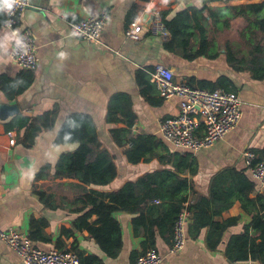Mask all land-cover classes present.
<instances>
[{
	"label": "crops",
	"instance_id": "crops-1",
	"mask_svg": "<svg viewBox=\"0 0 264 264\" xmlns=\"http://www.w3.org/2000/svg\"><path fill=\"white\" fill-rule=\"evenodd\" d=\"M153 11L161 12L165 24L191 30L184 37L187 49L179 43L171 48L169 27L167 37L148 32L141 40L127 38L137 19L150 26ZM102 12L109 19L98 42L71 33L73 17ZM185 15L189 17L181 19ZM262 16L264 0H29L19 25L32 31L40 58L38 68L29 71L12 60L14 35L0 8V229L29 236L31 220H45L47 240L38 248L59 250L63 244L59 251H68L76 246L103 264H136L149 249L161 253L164 264H244L226 253L234 238L245 235L259 211L257 199L264 195L246 157L251 153L256 162L264 160V77L256 79L250 64L264 55L259 52L264 46ZM159 65L171 69L175 81L196 88L201 81L215 84L226 78L242 101L238 126L209 149H175L160 125L180 112L181 100L164 98L153 83ZM72 115L88 116L101 144L93 147L88 161L101 150L113 158L117 175L110 184L90 186L55 177L61 157L79 146L57 143ZM24 119L36 127L48 125L33 143L32 129L6 130ZM138 136L153 141V150L133 163L127 152ZM149 176L156 182L136 191L146 200L141 201L143 214L114 213L122 231L116 257L108 256L88 229L74 228L82 215L79 198L86 191L112 193ZM180 196L186 198L182 212L190 214L187 242L182 251L170 254L175 223L170 211ZM97 220L93 215L89 222L97 227ZM0 264H23L1 240Z\"/></svg>",
	"mask_w": 264,
	"mask_h": 264
},
{
	"label": "built area",
	"instance_id": "built-area-1",
	"mask_svg": "<svg viewBox=\"0 0 264 264\" xmlns=\"http://www.w3.org/2000/svg\"><path fill=\"white\" fill-rule=\"evenodd\" d=\"M10 5V6H9ZM29 7V0H0V8L6 15L5 26L13 35L12 60L22 69L36 70L40 63L34 35L30 29H21L19 23ZM153 20L146 27L140 19L127 30L130 40H141L146 33L167 37L169 30L159 11H153ZM109 19L107 12L97 17L75 18L69 22L71 33L88 42H98ZM164 98L178 97L180 112L161 122L160 131L175 149L199 152L213 147L234 130L242 118V101L234 92L209 91L175 81L171 69L159 65L152 78ZM248 164L264 192V160L256 162L254 155L247 153ZM190 214L181 212L174 224L170 254L182 251L187 242V224ZM0 240L13 249L23 264H80L78 257L69 251H44L38 248L26 234L18 230L0 229ZM136 264H164V257L156 249H149L138 257ZM244 264H257L246 261Z\"/></svg>",
	"mask_w": 264,
	"mask_h": 264
},
{
	"label": "trees",
	"instance_id": "trees-1",
	"mask_svg": "<svg viewBox=\"0 0 264 264\" xmlns=\"http://www.w3.org/2000/svg\"><path fill=\"white\" fill-rule=\"evenodd\" d=\"M188 17L189 16L185 15L181 19L186 20ZM261 23L263 24L262 32L264 33V16H262ZM166 26L169 27L172 32V40L169 42L171 48L179 43L187 49L188 44L184 37L190 36L192 34L191 30L187 28L179 29L171 27V23L168 21H166ZM202 31L204 32V30ZM259 52L264 54V46L260 47ZM250 64L251 70L255 75L254 77L256 79L263 78L264 55H262L260 60L255 58L250 61ZM31 82L32 81L30 80L26 84H23L22 89L29 86ZM227 82L226 78H219L215 84L207 81H201L199 83V85H201L199 88L209 91L224 88L225 91L233 92L229 89ZM27 123L28 119L19 120V124L17 125H6V130L11 133L15 127H27V129H32L33 143L40 131L48 127L47 124H42L36 127L34 126V123ZM132 142L133 146L127 153L129 159L133 163L140 162L142 158L147 156V154L153 150V141L150 139L138 136L132 140ZM57 143L78 144L79 146L74 151L64 154L61 157L55 177L78 179L83 184L90 186H106L115 179L117 175V168L113 158L106 150H101L94 161H88V156L92 153L93 147L100 148L101 145L96 136L92 120L88 116H69L57 137ZM186 166L187 163H185V167ZM151 182H156V178L154 176H149L147 179H142L136 183L127 184L123 189L112 193H103L94 190L89 192L86 191L85 195H82L79 198L82 207L78 209V212L82 215L74 220V228L81 230L88 229L91 236L97 241L106 254L110 257H116L122 246V231L119 222L114 217V213L118 211H125L130 214H143V205L145 204H141V201L146 200H141V198L136 194V191H140V186L142 184L149 186ZM182 183L187 186L186 181H183ZM150 192H156V190H151ZM245 193L246 199H249L247 192ZM259 199V211L254 216L251 225L245 228V235L234 238V245L232 248H229L226 253L233 262L254 261L257 264H264V195L259 196L257 200ZM185 201L186 198L180 196L179 202L172 206L170 213L174 216L175 221L178 215L183 211V202ZM74 212H76V209ZM93 215L98 216L97 224L99 226L97 227L91 225L89 222V219ZM46 225L47 222L45 220H31V233L29 238L36 246L41 241L47 240L44 238L42 232L43 227ZM63 232L68 235L72 233L65 228ZM209 245L213 247L211 241L209 242ZM63 247V244L58 245L59 250H62ZM68 251L74 253L78 257L80 264H103V261L98 257H85L76 246H73V248Z\"/></svg>",
	"mask_w": 264,
	"mask_h": 264
},
{
	"label": "water",
	"instance_id": "water-1",
	"mask_svg": "<svg viewBox=\"0 0 264 264\" xmlns=\"http://www.w3.org/2000/svg\"><path fill=\"white\" fill-rule=\"evenodd\" d=\"M146 17H148V16H146ZM152 20H153V15L151 14V15H150V20H149V22H148L149 25H150V23H151Z\"/></svg>",
	"mask_w": 264,
	"mask_h": 264
},
{
	"label": "clouds",
	"instance_id": "clouds-1",
	"mask_svg": "<svg viewBox=\"0 0 264 264\" xmlns=\"http://www.w3.org/2000/svg\"><path fill=\"white\" fill-rule=\"evenodd\" d=\"M10 6V5H9Z\"/></svg>",
	"mask_w": 264,
	"mask_h": 264
}]
</instances>
